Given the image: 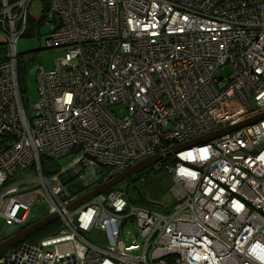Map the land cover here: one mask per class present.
Returning <instances> with one entry per match:
<instances>
[{
    "label": "built area",
    "instance_id": "2783aa9c",
    "mask_svg": "<svg viewBox=\"0 0 264 264\" xmlns=\"http://www.w3.org/2000/svg\"><path fill=\"white\" fill-rule=\"evenodd\" d=\"M29 19L61 53L38 63L25 105L16 41ZM0 22V220L19 229L42 202L59 223L0 264H264V0H0ZM67 156L43 175L41 158ZM154 156L171 211L115 185L69 209Z\"/></svg>",
    "mask_w": 264,
    "mask_h": 264
},
{
    "label": "rangeland",
    "instance_id": "374dc122",
    "mask_svg": "<svg viewBox=\"0 0 264 264\" xmlns=\"http://www.w3.org/2000/svg\"><path fill=\"white\" fill-rule=\"evenodd\" d=\"M33 14L35 16H42L43 13H40V11L38 12L36 7ZM2 24L6 29L7 22L4 21ZM47 32V27L42 24L40 27L41 35L39 37H36L34 35L35 31H32L25 36L19 37L16 41V52L19 54V56H23V54L28 52H35L34 56L29 60V65L27 66V69L24 71V73H22L24 75L22 77H19L21 82L20 85L22 86L24 93L29 95L30 104L33 103L37 93L35 72L38 63L41 61L43 67L45 69H49L51 68L52 62L55 57L61 53L60 50L45 49L44 39L47 36ZM0 37L2 39L1 44H6L5 41H7L8 36L3 35L1 27ZM19 60H22V63L25 62V59H23V57H20ZM229 74L230 68L226 66L225 68L220 70L219 77H227ZM69 160V156L61 158L57 162L58 170L61 166L65 167L66 162H68ZM171 186L172 181L170 176L166 172L165 166H158L156 164L155 166H149L147 168H144L143 170L131 175L130 177L121 180L114 187L125 190L126 195L128 196L131 204H133L134 206H142L160 213H167L171 211L174 205V197L172 196V193L170 191ZM45 210L46 209L44 203L38 202L32 207L30 217L33 220H39L43 218L42 215L45 214ZM14 229L15 227H12L8 230V232L10 233ZM130 230L132 229L125 225L123 229L120 230V234H125L126 231ZM5 235H7V232L4 230V223L2 222V220H0V238ZM28 238L29 236L23 239L21 242L29 243V241H27Z\"/></svg>",
    "mask_w": 264,
    "mask_h": 264
},
{
    "label": "water",
    "instance_id": "95a60500",
    "mask_svg": "<svg viewBox=\"0 0 264 264\" xmlns=\"http://www.w3.org/2000/svg\"><path fill=\"white\" fill-rule=\"evenodd\" d=\"M264 117L261 116V118ZM257 119V118H256ZM238 126H234L231 128H225V129H221L218 130L210 135H208V137H204V138H199L195 141L189 142L188 144L184 145V146H190L193 143H203L205 141H207L208 139H211L213 137L216 136H220L222 134H224L227 131H230L232 129L237 128ZM183 146H180V148H182ZM159 156H154L151 158H148L146 160H143L139 163H137L136 165L132 166L131 168H129L128 170L118 174L117 176L113 177L111 180H109L108 182L99 185L98 187H96L95 189L91 190L90 192L86 193L85 195H83L82 197L78 198L75 202H73L70 206L69 209H74L75 207H77L78 205L86 202L87 200H89L90 198H92L93 196L99 194V193H103L106 192L107 190H109L112 186L116 185L117 183H119L121 180H124L128 177H130L131 175L143 170L144 168H147L149 166L154 165V163L158 160ZM58 217L56 214H50L48 216H45L35 222H33L32 224L28 225L25 228L22 229H16L13 230L8 237H6L5 239L0 241V256L3 252H5L8 248L12 247L13 245L20 243L23 239L27 238L28 236H30L31 234L39 231L40 229H42L43 227L47 226L48 224H50L51 222H53L54 220H56ZM5 231L8 232V228H4Z\"/></svg>",
    "mask_w": 264,
    "mask_h": 264
},
{
    "label": "trees",
    "instance_id": "16d2710c",
    "mask_svg": "<svg viewBox=\"0 0 264 264\" xmlns=\"http://www.w3.org/2000/svg\"><path fill=\"white\" fill-rule=\"evenodd\" d=\"M36 8V7H35ZM34 8V10H35ZM39 6L37 7L38 10ZM47 10V8L45 7V9H42V11ZM43 15H46V11L43 12ZM53 18V15L50 14V16L48 15V17H45L46 20H50ZM41 20H31L29 19L28 21V28L26 30V32L22 35L25 36L28 33L35 31L34 35L36 37H39L40 34V27H41ZM35 52H28L23 54V56H19V54L17 53L18 57H17V61H16V71H17V80H18V85H19V91H20V96L22 98V100L25 102L26 99V94L24 93V90L22 88V86L20 85V78L22 77L24 74V71L27 69V66L29 65V60L34 56ZM7 57V46L6 44H0V63L3 62ZM20 57H23V59H25V62H21L19 59ZM27 60V61H26ZM24 69V70H22ZM41 163H42V168H43V175L46 177H49V174L51 173H56L58 172V163H56L54 160H49V159H44L41 158ZM32 209V208H31ZM31 212V211H30ZM47 215L46 211L45 214L42 215V217H45ZM38 219H32L30 217V214L28 216V219L25 221V223L20 227V229L27 227L28 225L32 224L33 222L37 221ZM59 229V223L58 222H52L51 224H49L48 226L43 227L42 229H40L39 231L33 233L31 236H29V238L27 239V241H29V243H35L37 242V240H39L40 238L48 235V234H53L55 233L57 230ZM6 236H3L0 238V241L3 240V238H5ZM27 243V244H29Z\"/></svg>",
    "mask_w": 264,
    "mask_h": 264
},
{
    "label": "crops",
    "instance_id": "0c3cea01",
    "mask_svg": "<svg viewBox=\"0 0 264 264\" xmlns=\"http://www.w3.org/2000/svg\"><path fill=\"white\" fill-rule=\"evenodd\" d=\"M1 41H2V39H1V37H0V44H1ZM29 103H30V102H29V95L26 94L25 105H27V104H29ZM30 211H31V210H30ZM48 215H50V214H47L46 216H48ZM57 220H58V218H57L56 220H54V221H57ZM54 221H53V222H54ZM51 223H52V222H51ZM51 223H50V224H51ZM4 228H6V227L4 226ZM9 229H11V228H9ZM14 230H16V228H15ZM6 232H7V231H6ZM11 232H12V231H11ZM11 232H10V233H11ZM10 233L7 232V235H5V236L8 237ZM6 237H5V238H6ZM5 238H3V239H5Z\"/></svg>",
    "mask_w": 264,
    "mask_h": 264
},
{
    "label": "clouds",
    "instance_id": "9594fccd",
    "mask_svg": "<svg viewBox=\"0 0 264 264\" xmlns=\"http://www.w3.org/2000/svg\"><path fill=\"white\" fill-rule=\"evenodd\" d=\"M20 229V228H19Z\"/></svg>",
    "mask_w": 264,
    "mask_h": 264
}]
</instances>
